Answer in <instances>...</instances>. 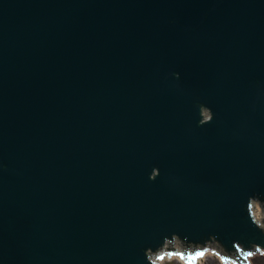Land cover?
<instances>
[{"label":"water","instance_id":"obj_1","mask_svg":"<svg viewBox=\"0 0 264 264\" xmlns=\"http://www.w3.org/2000/svg\"><path fill=\"white\" fill-rule=\"evenodd\" d=\"M254 201L264 0H0V264L242 259Z\"/></svg>","mask_w":264,"mask_h":264},{"label":"bare ground","instance_id":"obj_2","mask_svg":"<svg viewBox=\"0 0 264 264\" xmlns=\"http://www.w3.org/2000/svg\"><path fill=\"white\" fill-rule=\"evenodd\" d=\"M168 251H173V249L169 248ZM216 255L217 254L215 252H210L209 256L200 258V260H199V262L197 264H207V263L211 264V262H213V261L215 262V260H217V259L219 260V263H220V258L217 257ZM152 259L154 260L155 264H159L156 256H152ZM176 262L179 263V264H184L183 263L184 261L181 262V261H179L176 258H172L171 260L166 258L163 262L160 261V264H170V263L177 264Z\"/></svg>","mask_w":264,"mask_h":264},{"label":"rangeland","instance_id":"obj_3","mask_svg":"<svg viewBox=\"0 0 264 264\" xmlns=\"http://www.w3.org/2000/svg\"><path fill=\"white\" fill-rule=\"evenodd\" d=\"M252 264H264V256H258L256 255V257L251 261ZM179 264V263H177ZM209 264V263H207ZM211 264H219L218 260H215V262H211Z\"/></svg>","mask_w":264,"mask_h":264}]
</instances>
